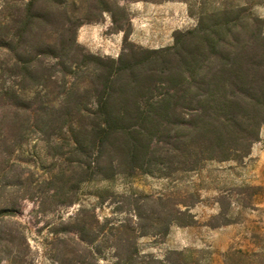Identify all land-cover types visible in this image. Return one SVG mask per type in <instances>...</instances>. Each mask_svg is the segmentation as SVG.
<instances>
[{
	"label": "rangeland",
	"instance_id": "374dc122",
	"mask_svg": "<svg viewBox=\"0 0 264 264\" xmlns=\"http://www.w3.org/2000/svg\"><path fill=\"white\" fill-rule=\"evenodd\" d=\"M104 1L124 7L127 19L114 24L111 13L90 11V0H61L64 13L51 15L54 29L63 26L61 35L74 38L71 54L140 58L141 51L173 46L178 32L194 29L222 4L251 6L264 24V0ZM26 2L0 0V19ZM64 16L78 23L95 19L73 32ZM47 36L57 45L62 40ZM8 57L0 49V65ZM93 66L67 67L66 76L56 74L39 87L43 101H54L39 124L25 122L28 113L16 124L0 105V167L7 172L5 180L0 173V208L13 207L0 218V264H125L116 257L131 256L132 264H264V125L244 160L208 162L196 172L176 171L166 161L148 173L89 181L80 164L86 158L71 142L59 102L69 99L72 114L79 100L83 106ZM2 74L0 88L9 90L12 80ZM113 150L105 156L106 169L117 156ZM120 223L125 226L118 233L114 226Z\"/></svg>",
	"mask_w": 264,
	"mask_h": 264
},
{
	"label": "trees",
	"instance_id": "16d2710c",
	"mask_svg": "<svg viewBox=\"0 0 264 264\" xmlns=\"http://www.w3.org/2000/svg\"><path fill=\"white\" fill-rule=\"evenodd\" d=\"M64 6L61 0H27L22 9L0 19L5 32L0 34V49L9 54L0 72L12 80L9 90L0 88V105L13 122L19 124L28 113L32 118L25 117V122L39 124L45 107L54 103L43 101L39 87L56 74L66 76L67 67H87L91 61L90 94L83 106L79 100L72 114L69 99L59 102L64 126L71 125V142L86 158L80 164L88 168L89 181L148 173L166 161L168 167L177 166L176 171L196 172L205 163L240 161L250 154L264 125V24L251 6L222 4L202 15L194 29L178 32L173 46L141 51L140 58L131 55L130 61L71 54L74 38H64L63 26L54 29L51 24ZM113 7L104 0L88 5L90 11L111 13L114 24L127 19L124 7ZM93 19L76 23L64 16L73 32L82 21ZM48 34L60 36L59 45ZM47 60L55 63L48 67ZM112 149L117 156L106 169L105 156ZM0 173L5 180L6 169L0 167ZM12 212L13 207L4 204L0 218ZM124 226L114 229L119 233ZM116 259L133 263L132 256Z\"/></svg>",
	"mask_w": 264,
	"mask_h": 264
}]
</instances>
